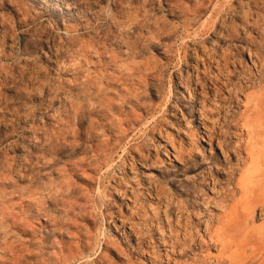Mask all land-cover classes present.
Instances as JSON below:
<instances>
[{
    "label": "rangeland",
    "instance_id": "1",
    "mask_svg": "<svg viewBox=\"0 0 264 264\" xmlns=\"http://www.w3.org/2000/svg\"><path fill=\"white\" fill-rule=\"evenodd\" d=\"M0 264H264V0H0Z\"/></svg>",
    "mask_w": 264,
    "mask_h": 264
}]
</instances>
